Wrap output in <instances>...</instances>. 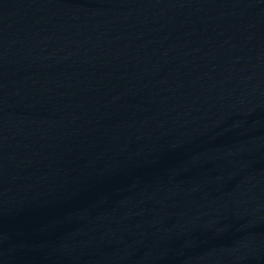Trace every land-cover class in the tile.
Returning <instances> with one entry per match:
<instances>
[{"label": "water", "instance_id": "95a60500", "mask_svg": "<svg viewBox=\"0 0 264 264\" xmlns=\"http://www.w3.org/2000/svg\"><path fill=\"white\" fill-rule=\"evenodd\" d=\"M0 264H264V0H0Z\"/></svg>", "mask_w": 264, "mask_h": 264}]
</instances>
